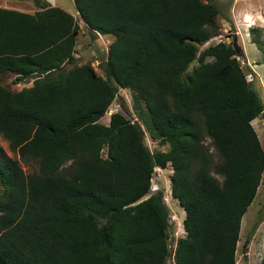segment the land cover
<instances>
[{"label":"trees","instance_id":"trees-1","mask_svg":"<svg viewBox=\"0 0 264 264\" xmlns=\"http://www.w3.org/2000/svg\"><path fill=\"white\" fill-rule=\"evenodd\" d=\"M33 1L34 15L0 8V77L35 75L18 94L0 85V136L19 157L0 145V264H165L170 212L162 190L148 193L154 168L168 163L171 197L185 212L174 263L236 264L264 170L252 125L263 100L238 46L199 51L219 29L214 0H74L82 24L115 37L104 75L90 63L66 68L76 62L79 22ZM117 86L133 91L166 150L151 152L131 116L100 121Z\"/></svg>","mask_w":264,"mask_h":264},{"label":"rangeland","instance_id":"rangeland-1","mask_svg":"<svg viewBox=\"0 0 264 264\" xmlns=\"http://www.w3.org/2000/svg\"><path fill=\"white\" fill-rule=\"evenodd\" d=\"M12 2H24V0H1L0 7H10ZM219 9L217 16L218 31L216 34L208 38L199 47V51L203 48L218 42L226 44H234L240 48L241 57H238L240 66L245 73L247 81L257 90L263 100L264 108V59L261 47H264V0H214ZM53 5L65 9L72 15H76V9L73 0H53ZM51 6V5H49ZM78 18V17H77ZM80 25V33L77 38V44L81 51L79 52L80 64L90 63L98 74H102V66L106 62L107 48L113 35H99L92 32L87 26L82 24L80 19L77 20ZM199 63L197 57L190 63L189 67L183 74L186 78L187 73ZM68 67L67 69H69ZM114 86L115 83L112 80ZM133 91L127 88L117 86V93L111 102L107 117L114 112H119L125 117L131 116L133 120H137L142 129V139L144 144L151 152L155 150H166L168 145H160L157 139L149 134V130L142 123L139 113L133 107ZM123 106L127 107L125 112ZM253 127L258 133L261 146L264 149V121L261 113L258 118L252 122ZM205 144L213 154L216 161L218 155L211 144L209 138H205ZM0 145L9 153L13 159H18L9 149V144L0 136ZM103 154L106 155V148H103ZM27 169V168H24ZM172 167L168 163L165 167L154 168L151 178V188L148 195L152 192L162 190L164 193L163 200L169 208L170 212V239L169 247L171 255L166 259L165 264L174 263V251L176 241L183 237L185 212L178 201L171 196L170 174ZM213 174V173H212ZM213 176L218 177L216 174ZM3 192L0 186V194ZM147 197V195L145 196ZM144 197V198H145ZM245 239H248L246 249L243 246ZM264 252V170L262 179L256 197L252 200L241 222V230L238 242L236 244V264H263L261 258Z\"/></svg>","mask_w":264,"mask_h":264},{"label":"crops","instance_id":"crops-1","mask_svg":"<svg viewBox=\"0 0 264 264\" xmlns=\"http://www.w3.org/2000/svg\"><path fill=\"white\" fill-rule=\"evenodd\" d=\"M44 1H46L49 5H51V7H56V5H53V0H44ZM12 3L13 4H11L12 6H10V7H6V8L0 7V8L8 9V10H14V11L22 12V13L29 14V15H34V13L39 10V9L36 8L33 0H24V2H18V3L17 2H12ZM62 10L66 11L65 9H62ZM66 12L68 14L72 15L68 11H66ZM72 16L76 20L80 19V16L78 15V13H76V15H72ZM77 38H78V36H77ZM81 49L82 48L79 47V45L77 44V39H76L75 53H74V57L76 59V62H75V64L66 65V68H68V67L71 68L73 65H78L80 67L82 66V64H80V61L78 60L79 57H80L79 52L81 51ZM101 72L104 75L103 70ZM19 76H20L19 73L16 74L15 72H6L0 77V85L2 87L7 88L8 90H10L11 92H13L15 94H18L19 92H22L25 89H32L34 87V76L35 75H30L28 77H19ZM109 120H110V115H109L107 120H103L102 121L100 119V121L105 123V124H108ZM7 154L9 155L8 152H7Z\"/></svg>","mask_w":264,"mask_h":264},{"label":"water","instance_id":"water-1","mask_svg":"<svg viewBox=\"0 0 264 264\" xmlns=\"http://www.w3.org/2000/svg\"><path fill=\"white\" fill-rule=\"evenodd\" d=\"M261 115H262V119H263V121H264V108H263V110H262V112H261ZM135 124H137V125H139V123H138V121L135 119L134 121H133Z\"/></svg>","mask_w":264,"mask_h":264}]
</instances>
